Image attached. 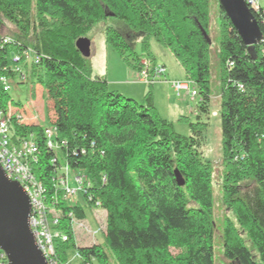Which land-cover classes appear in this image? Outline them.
Listing matches in <instances>:
<instances>
[{
    "label": "trees",
    "instance_id": "trees-1",
    "mask_svg": "<svg viewBox=\"0 0 264 264\" xmlns=\"http://www.w3.org/2000/svg\"><path fill=\"white\" fill-rule=\"evenodd\" d=\"M211 1L0 0V40L6 21L29 45L12 39L13 46H0V73L11 75V53L31 50L39 62L25 67L27 81L45 88L55 113L58 152L47 148L45 128L33 120L18 123L13 117L12 123L15 136H31L39 149L32 171L45 187L47 209L55 210L56 230L67 236L55 245L60 264L75 253V264H214L211 167L202 156L210 105ZM213 1L219 24L222 200L256 253L228 222L222 256L226 264H264V42L244 46ZM256 1L259 11L252 14L264 38V6ZM108 17L140 33L143 50L150 39L167 49L193 84L199 115L194 123L178 120L187 123V137L156 112L153 84L139 104L111 90L104 77L92 76L75 43ZM104 39L139 75L142 60L125 39L112 28L105 29ZM145 61L152 73L154 60ZM159 81L168 82L165 76ZM8 101L0 89V107ZM65 165L87 178L83 204L106 214L105 248L75 244L73 223L85 219L84 210L79 202H63L51 182Z\"/></svg>",
    "mask_w": 264,
    "mask_h": 264
},
{
    "label": "rangeland",
    "instance_id": "rangeland-1",
    "mask_svg": "<svg viewBox=\"0 0 264 264\" xmlns=\"http://www.w3.org/2000/svg\"><path fill=\"white\" fill-rule=\"evenodd\" d=\"M260 4L264 6V0H260ZM210 28L209 36L211 39V50L209 54L210 65V105L208 127L204 133V142L202 146V156L204 160L210 163L211 167V189L213 196V262L214 264H226L222 253L225 239V227L229 222L237 232L239 241L256 257V253L251 239L241 232L236 224L233 214L229 211L222 200V180L224 169L221 165V135H220V65L218 62V44H219V24L217 19V6L214 1H211L210 6ZM106 28H112L117 31L131 47V49L141 58V60L148 59V56L154 60L155 67H163L166 79H178V82H185V76L182 68L174 60L169 51L157 44L154 39L148 41V50H143L141 46V34L130 30L124 23L113 18L108 17L104 21L94 25L90 31L85 34V39L90 42V56L86 59L90 66L92 76L104 77L109 88L117 85L127 78L126 74L135 72L130 70L117 54L105 43L104 32ZM1 35L9 39L17 40L29 46L28 43L17 34L15 28L8 22H3ZM25 67H22L23 73ZM26 73V72H25ZM24 73V74H25ZM139 76V75H138ZM27 81V73L25 74ZM169 82L156 83L152 87V95L154 92L158 97V107L156 112L158 115L173 124L174 130L177 134L187 137L189 134L187 123L178 121L184 117L191 123L196 121L198 114L197 105L199 97L195 98L194 102L190 101L189 94L181 93L176 95L173 90H169L166 85ZM172 82V81H171ZM113 84V85H112ZM135 91L140 95L144 92V97L148 91V86L144 83H136ZM11 100L12 109L17 108L23 118H28L34 121L42 128L53 127L55 122V113L53 111L52 101L47 95L45 88L36 81L28 80L26 83L18 84L16 78L12 79L11 90L8 93ZM132 98L137 103L142 104L143 100L137 97ZM171 99L176 103L178 101V119H173V115L166 112L163 103ZM203 119V118H202ZM84 210L85 219L81 223H73L74 241L78 247H88L91 245H101L104 247V229L106 214L100 209H90L83 204L81 197L77 199ZM231 226V227H232ZM105 248V247H104ZM172 254H175L173 250ZM72 262L71 264H75ZM110 264H114L110 261Z\"/></svg>",
    "mask_w": 264,
    "mask_h": 264
},
{
    "label": "built area",
    "instance_id": "built-area-1",
    "mask_svg": "<svg viewBox=\"0 0 264 264\" xmlns=\"http://www.w3.org/2000/svg\"><path fill=\"white\" fill-rule=\"evenodd\" d=\"M245 3L252 13L259 11V5L256 0H246ZM3 45L11 47L14 43L12 39L3 37L0 40V46ZM38 62L39 58L34 56L29 49L11 53L9 56L11 75L0 73L1 91L4 94L10 92L13 78H16L18 84L25 83L26 77L23 74L22 67L31 64L36 65ZM164 75L163 67H154L153 72L149 73L147 63L143 62L139 80L148 85L159 81ZM169 84L177 96L181 93H187L190 101H195L197 92L191 82L172 81ZM13 117L18 123H23L25 120L17 108L12 109L11 101H8L5 106L0 107V167L7 179L18 183L30 201L31 209L28 224L36 247L45 258L47 264H60L56 258L55 245L57 242H67V236L56 230L55 227L58 226L59 220L54 213L55 210L47 209L45 187L36 179L32 171V167L38 162L39 149L31 136L23 139L15 136L12 123ZM55 136L56 129L54 126L44 129L47 148L58 152L60 148L55 141ZM81 154L84 155V151ZM55 162V159L51 161L52 164H55ZM53 174L51 182L55 191L61 194L63 202L72 205L77 204L79 202L77 200L78 197L82 198L86 193L84 189L88 186L85 174L83 172L70 171L66 165L57 168ZM1 254L0 264H3V262L8 264L6 256L3 252ZM78 260L79 255L75 253L66 264H71L73 261Z\"/></svg>",
    "mask_w": 264,
    "mask_h": 264
},
{
    "label": "water",
    "instance_id": "water-1",
    "mask_svg": "<svg viewBox=\"0 0 264 264\" xmlns=\"http://www.w3.org/2000/svg\"><path fill=\"white\" fill-rule=\"evenodd\" d=\"M217 2L244 46L262 43V32L244 0ZM75 47L83 58L90 56L89 40L80 38ZM175 175L177 185L182 186L183 181ZM30 209L26 194L18 183L7 179L0 167V251L8 264H47L29 228Z\"/></svg>",
    "mask_w": 264,
    "mask_h": 264
},
{
    "label": "crops",
    "instance_id": "crops-1",
    "mask_svg": "<svg viewBox=\"0 0 264 264\" xmlns=\"http://www.w3.org/2000/svg\"><path fill=\"white\" fill-rule=\"evenodd\" d=\"M143 62H146V61L142 60V63ZM126 76H127V78H125L124 81H122L120 83H115L117 85L113 86V88H110V89L115 91V92H118V93H120L122 95H126L128 97H137L140 100L144 99V92L139 95L137 93V91H135V88L137 86H135L134 84L140 82L138 74L135 73V75H134V74H131V73H127ZM166 78L167 77L165 76V79ZM166 80L169 82V79H166ZM171 81H179V80L178 79H174V80H170V82ZM161 82H163V81H157V82L153 83V85L156 84V83H161ZM140 83H142V82H140ZM167 84H169V83H167ZM153 85H152V87H153ZM166 86L169 88V90H171L170 89L171 88L170 84L166 85ZM158 101H160V100H158V97H156V94L154 92L153 102H154V106H156V108L158 107L157 106L158 105ZM162 103H163V107L166 110V112L171 114V115H173V119H175V120L178 119V101L176 103H174V101L169 99V100H166V101H164Z\"/></svg>",
    "mask_w": 264,
    "mask_h": 264
}]
</instances>
